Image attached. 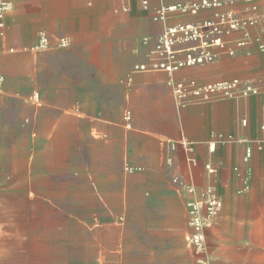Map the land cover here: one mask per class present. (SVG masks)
Instances as JSON below:
<instances>
[{
    "label": "crops",
    "instance_id": "crops-1",
    "mask_svg": "<svg viewBox=\"0 0 264 264\" xmlns=\"http://www.w3.org/2000/svg\"><path fill=\"white\" fill-rule=\"evenodd\" d=\"M12 1L0 27V135L24 137L26 144L10 145L14 150L9 159L20 163L25 179L89 182L96 203L104 206V214L95 206V215L127 216L128 221L141 216V252L130 255L128 246H116L113 257L96 256L97 264L116 263L118 258L127 264H194L187 242L188 195L172 177L183 175L198 190L213 186L222 210L230 194L243 196L238 190L247 166L257 188L244 198L252 199L261 190L264 23L249 28L243 47H236L242 32L227 37V49L234 48V54L216 50L213 60L174 74L176 80L198 85L240 81L231 96L192 97L182 107L174 100L168 73L133 72L135 64L147 61L150 45L143 43L144 37L163 29L151 19L157 1L151 0L148 8L141 0ZM177 1L200 0L168 3ZM212 13L174 14L169 23L197 22ZM41 31L53 39L68 37L71 44L35 51ZM247 84L254 90L245 95ZM10 104L15 105L14 124L5 119ZM127 111L130 121L125 120ZM183 135L196 143L198 164H189L179 148L169 166L167 141ZM229 135L234 139L228 140ZM210 142H215L213 152ZM248 145L253 155L245 164ZM208 162L215 173L206 170ZM126 164L144 170L127 174ZM214 224L206 228V240L217 242L212 264H227L221 234L225 229H212Z\"/></svg>",
    "mask_w": 264,
    "mask_h": 264
},
{
    "label": "rangeland",
    "instance_id": "rangeland-1",
    "mask_svg": "<svg viewBox=\"0 0 264 264\" xmlns=\"http://www.w3.org/2000/svg\"><path fill=\"white\" fill-rule=\"evenodd\" d=\"M8 109L5 119L14 124L15 105ZM13 144L24 147L26 141L0 135V264H97L96 256L113 257L115 247L125 245L130 255L141 252V216L128 221L127 216L95 215L94 207L104 214V206L101 210V202L96 203L89 182L25 179L20 163L9 159ZM242 187L238 193L243 196L230 194L224 201L212 229H225L221 234L228 263L264 264V179L252 199L244 197L257 188L253 179L246 191ZM216 244L207 238L210 256L216 257ZM192 255L199 264L193 248ZM118 259L112 264H127Z\"/></svg>",
    "mask_w": 264,
    "mask_h": 264
},
{
    "label": "built area",
    "instance_id": "built-area-1",
    "mask_svg": "<svg viewBox=\"0 0 264 264\" xmlns=\"http://www.w3.org/2000/svg\"><path fill=\"white\" fill-rule=\"evenodd\" d=\"M159 4L153 9L151 19L155 23L163 25V29L157 35L144 37L143 43L150 45L146 53L147 61L135 64L133 72L139 71H163L170 76L168 85L171 87L175 102L179 106H185L189 98L204 99L215 93L231 96L238 88L240 81L233 79L207 85H198L194 81L185 82L176 80L174 74L189 66L202 64L216 57V50H228L234 54L233 48L227 49V37L235 32H242L243 38L236 41V47L247 44L250 36L249 28L259 23H264V0H200L198 2L177 1L169 4L170 0H155ZM151 0H141L143 7L148 8ZM13 8L12 0H0V27L5 26L7 14ZM213 11L212 16L197 22L169 23L174 14H197L202 10ZM71 41L68 37L51 38L45 31L39 34L37 44L32 47L35 51H45L52 48L69 47ZM262 48H264L262 46ZM250 84L246 85L244 94L253 91ZM131 112L125 113V120L130 121ZM245 122V121H244ZM246 123V122H245ZM264 131V126L261 127ZM229 135L228 140H233ZM166 162L169 166L174 163L173 154L182 148L187 154V161L191 165H197L194 156L196 143L186 136L178 140H169ZM261 140L259 141V147ZM209 150L215 151V142L209 143ZM253 155V147L248 145L243 161L248 164ZM209 173H215L216 168L211 162L205 164ZM143 167L126 164L124 171L127 174L143 171ZM251 169L247 166V175L244 177L243 190L249 188ZM173 184L188 195L186 209L190 233L187 242L197 254L196 261L199 264H212V257L206 250V228L213 225L223 207V201L217 195L213 186L198 190L183 175L172 177ZM242 190V189H241ZM240 190V192H241Z\"/></svg>",
    "mask_w": 264,
    "mask_h": 264
}]
</instances>
